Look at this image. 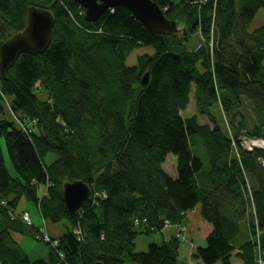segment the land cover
I'll return each instance as SVG.
<instances>
[{"label":"trees","instance_id":"obj_1","mask_svg":"<svg viewBox=\"0 0 264 264\" xmlns=\"http://www.w3.org/2000/svg\"><path fill=\"white\" fill-rule=\"evenodd\" d=\"M153 1L176 32H152L124 6L88 22L73 0H0V42L26 26L31 6L55 17L47 50L22 54L0 75V264H259L264 147L242 144L264 140V23L249 29L264 0ZM193 33L201 43L189 50ZM140 47L152 51L128 65ZM192 92L198 113L184 117ZM169 154L176 177L163 168ZM75 180L90 196L71 213L63 186ZM23 198L37 205L45 230L47 221L66 222L61 235L46 230L57 246L15 211ZM199 203L206 245L182 259L188 238L177 235ZM170 226L171 237L135 251L138 235ZM14 235L43 241L47 255L33 260Z\"/></svg>","mask_w":264,"mask_h":264},{"label":"water","instance_id":"obj_2","mask_svg":"<svg viewBox=\"0 0 264 264\" xmlns=\"http://www.w3.org/2000/svg\"><path fill=\"white\" fill-rule=\"evenodd\" d=\"M84 9L88 22H96L107 10L124 6L152 32H176L175 20L168 19L163 9L153 0H73ZM55 17L47 9L31 6L28 8L26 26L0 42V75L5 78L24 53H43L53 38ZM148 81V73L143 76V84ZM90 187L81 180L66 182L63 186V200L71 213H75L89 198ZM96 264H105L102 261Z\"/></svg>","mask_w":264,"mask_h":264},{"label":"rangeland","instance_id":"obj_3","mask_svg":"<svg viewBox=\"0 0 264 264\" xmlns=\"http://www.w3.org/2000/svg\"><path fill=\"white\" fill-rule=\"evenodd\" d=\"M173 1H179V0H173ZM264 23V8L260 9L254 20L252 21V23L250 24V31H253L257 28H259L262 24ZM201 43V36L199 33H193L192 36L189 38V41L186 43V46L189 50H194L196 49ZM147 51H152V49L150 47H140L135 49L134 51L131 52V54L129 55L128 59H127V64L128 65H134L137 62V56L139 54H142L144 52ZM243 114L247 117L250 125L253 121V112H252V108L249 102L245 101L244 106L242 108ZM212 112L216 115L217 114V110L216 107H214L212 109ZM182 115L184 117H188L193 115L194 113H198L196 104H195V97H194V92H192L191 94V101L189 106L187 107L186 110L181 112ZM201 123H209V120L207 117L205 116H201L200 119ZM250 138H243V144L242 146L250 149L249 147H251L252 143L250 141ZM257 142V144H255V146L252 147H264V141L262 139L259 140H255ZM1 147H2V151H3V155H4V160H5V164L7 169L9 170L10 174L12 176H17L16 172L12 166V163L10 161L9 158V154H8V150L6 147V143L4 138H1ZM194 151L196 154L200 155L203 159H205V154H204V147L201 145H195L193 147ZM50 159V158H49ZM264 163V161H263ZM172 164H174V166H172ZM164 168L167 172H169L172 176L176 177L177 176V158L174 154H169V156L167 157L165 163H164ZM45 190V187L43 186L41 189V192H43ZM25 206H27V208H29L31 210V212L34 214V222L36 225H38L41 229L43 228V221L40 218V213L38 210L37 205L34 202L28 201L25 198H23L20 203L18 204V206L15 208L16 212L21 211ZM200 209H201V203L198 204L196 209H193L191 211H189L187 213V220H186V225L188 226L186 228V237L188 238V242H184L181 245L180 248V256L182 259H187L188 255H189V251L195 248H197V246H204L206 245L205 241H200L198 238V231H197V226H196V222L200 221L198 220V218L200 217ZM28 212V211H25ZM29 213V212H28ZM29 217H30V213H29ZM198 220V221H197ZM31 221V218H30ZM65 225L66 222L65 221H61L58 223H53L51 221H47L46 222V230L49 233V235L52 236H58L64 233L65 231ZM175 233V228L174 227H170L166 230L165 233H159V232H154L151 234H140L138 235L137 239H136V248L135 251L137 252H144V251H148L149 249V245L151 243H157L160 244L163 239L167 238V237H171L173 234ZM19 235H17L16 237H18ZM23 237V236H22ZM194 238V241H192V239ZM18 239V238H17ZM23 241H21L20 245L22 246V248H24V250L30 255V257L33 260H36L38 258H42L45 257L49 251V247L47 244H45L43 241H38L37 239L31 237V236H26L23 237ZM192 241V243H190L189 241ZM238 263V262H237ZM126 264H137V263H133V262H128Z\"/></svg>","mask_w":264,"mask_h":264},{"label":"built area","instance_id":"obj_4","mask_svg":"<svg viewBox=\"0 0 264 264\" xmlns=\"http://www.w3.org/2000/svg\"><path fill=\"white\" fill-rule=\"evenodd\" d=\"M4 203H5V201H1V204H4ZM23 219L25 221H27L28 223H31L28 212L23 213ZM43 232H44L43 239L45 241L51 242L52 246H54V247L58 245V240L51 239V237L46 233L45 227L43 228ZM184 232H186V228H184V227L180 228V233L177 235V237L179 239H184L185 238ZM75 233L78 234L79 236L81 235V231L78 229L75 231ZM60 256L62 257V254H60ZM259 264H264V260H259Z\"/></svg>","mask_w":264,"mask_h":264},{"label":"crops","instance_id":"obj_5","mask_svg":"<svg viewBox=\"0 0 264 264\" xmlns=\"http://www.w3.org/2000/svg\"><path fill=\"white\" fill-rule=\"evenodd\" d=\"M172 166H174V164H172ZM163 168H164V164H163ZM165 169V168H164ZM169 173V172H168ZM170 174V173H169ZM171 175V174H170ZM174 177V176H173ZM197 208V207H196ZM195 208V209H196ZM24 211H28L29 213H30V218H31V221L35 224V222H34V218H36V217H34V214L31 212V210L29 209V208H27V206H25L21 211H19L20 213L21 212H24ZM200 214H201V209H200ZM201 219V215H200V217L198 218V220H200ZM186 220H187V216H186ZM197 220V221H198ZM201 224V220L200 221H198V222H196V226L198 227L199 225ZM184 225L186 226V227H188L187 225H186V221H185V223H184ZM170 227H174L175 228V232H176V227L175 226H170ZM170 227H166L165 228V230H164V232L163 233H165L166 232V230L168 229V228H170ZM175 234V233H174ZM17 235H14V237H15V239L19 242V243H21V241H23L24 239H23V237L21 236V235H19L18 237H16ZM52 236V235H51ZM18 238V239H17ZM194 247V246H193ZM192 247V248H193ZM192 248H191V250L189 251V255H188V258L190 257V255H191V253H192ZM238 262V263H237ZM235 264H242L239 260H236L235 261Z\"/></svg>","mask_w":264,"mask_h":264},{"label":"bare ground","instance_id":"obj_6","mask_svg":"<svg viewBox=\"0 0 264 264\" xmlns=\"http://www.w3.org/2000/svg\"><path fill=\"white\" fill-rule=\"evenodd\" d=\"M251 142H253V143H252L251 147H249L250 149L253 148L252 146H255V144H257V142L255 140H252ZM257 251H258V255H257L258 258H257V260L258 261L259 260H264V253H262L259 249H257Z\"/></svg>","mask_w":264,"mask_h":264}]
</instances>
